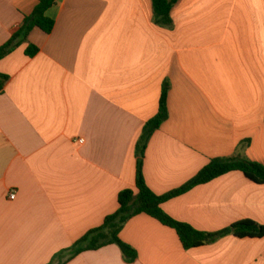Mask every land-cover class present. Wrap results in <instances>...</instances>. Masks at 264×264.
I'll use <instances>...</instances> for the list:
<instances>
[{"label":"crops","instance_id":"crops-1","mask_svg":"<svg viewBox=\"0 0 264 264\" xmlns=\"http://www.w3.org/2000/svg\"><path fill=\"white\" fill-rule=\"evenodd\" d=\"M39 1L0 0V46ZM47 15L52 33L35 28L0 61L9 77L0 92V264H264V237L185 250L145 214L120 233L135 262L117 245L68 261L118 211L119 194L137 191V144L166 80L169 118L143 168L155 194L182 188L247 141L246 156L264 165V0H179L173 29L155 25L152 0H58ZM162 208L206 233L244 220L264 226V185L231 172Z\"/></svg>","mask_w":264,"mask_h":264},{"label":"trees","instance_id":"trees-1","mask_svg":"<svg viewBox=\"0 0 264 264\" xmlns=\"http://www.w3.org/2000/svg\"><path fill=\"white\" fill-rule=\"evenodd\" d=\"M57 2L58 0L39 1L32 14L25 17L20 29L12 35L5 45L0 46V61L10 55L16 48L26 43L28 36L35 28H39L47 34L52 33L55 21L48 17L47 12ZM152 2L155 25L165 29H173L174 23L171 12L179 0H152ZM38 52L39 49L36 46L29 45L26 55L33 57ZM8 80L9 77L7 75L0 74V92L3 91ZM170 88L171 85L166 80L163 85L159 112L145 125L143 134L137 144V191L126 189L119 194L120 206L118 211L107 217L101 227L91 230L76 242L70 249L71 257L68 261L84 252L97 251L110 245H117L127 262H135L138 258L136 250L121 240L120 233L132 218L143 214L175 230L185 250L213 244L230 235L240 239H261L264 237V226L252 220L237 222L221 232L206 233L198 231L188 224L174 220L162 208V205L166 202L187 193L199 185L207 184L231 172H242L253 183L264 185V165L250 160L245 154L249 141L239 146L235 156L213 159L197 176L180 189L159 196L148 187L143 170L146 150L152 136L169 118L168 96Z\"/></svg>","mask_w":264,"mask_h":264},{"label":"built area","instance_id":"built-area-1","mask_svg":"<svg viewBox=\"0 0 264 264\" xmlns=\"http://www.w3.org/2000/svg\"><path fill=\"white\" fill-rule=\"evenodd\" d=\"M10 198H11L12 200H14V199L16 198V194H15V193L11 194Z\"/></svg>","mask_w":264,"mask_h":264}]
</instances>
